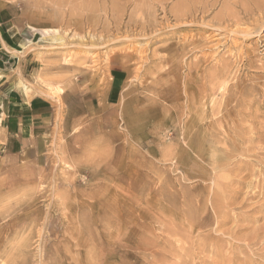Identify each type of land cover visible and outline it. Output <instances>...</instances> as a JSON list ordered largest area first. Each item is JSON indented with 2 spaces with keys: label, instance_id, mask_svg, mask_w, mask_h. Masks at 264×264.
I'll list each match as a JSON object with an SVG mask.
<instances>
[{
  "label": "rangeland",
  "instance_id": "1",
  "mask_svg": "<svg viewBox=\"0 0 264 264\" xmlns=\"http://www.w3.org/2000/svg\"><path fill=\"white\" fill-rule=\"evenodd\" d=\"M0 47V264H264V0H0Z\"/></svg>",
  "mask_w": 264,
  "mask_h": 264
},
{
  "label": "bare ground",
  "instance_id": "2",
  "mask_svg": "<svg viewBox=\"0 0 264 264\" xmlns=\"http://www.w3.org/2000/svg\"><path fill=\"white\" fill-rule=\"evenodd\" d=\"M206 3H207V2H206ZM223 5H224V4H223ZM230 6H231V4H230ZM207 7H208V6H207ZM194 8H195V7H193V9H194ZM226 8H227V7H226ZM243 8H244V7H243ZM199 9H201V8H199ZM241 9H242V8H241ZM245 9H246V8H245ZM190 10H191V9H190ZM194 10H195V9H194ZM194 10H191L190 12H192V11H194ZM206 10H207V9H206ZM223 10H224V9H223ZM223 10H221V11H223ZM242 10L244 11V9H242ZM199 11H201V10H199ZM199 11H198V12H199ZM224 11H225V10H224ZM245 11H246V10H245ZM248 11H249V10H248ZM248 11H247V12H248ZM195 12H196V11H195ZM204 12H206V11H204ZM247 12H246V14H247ZM192 13H193V12H192ZM201 13H202V12H201ZM219 13H220V12H219ZM224 13H225V12H224ZM242 13H243V12H242ZM251 13H252V12H251ZM251 13H249V15H251ZM190 14H191V13H190ZM194 14H195V13H194ZM244 14H245V12H244ZM244 14H243V15H244ZM222 15H223V14H222ZM229 15H231V14H229ZM241 15H242V14H241ZM184 16H185V15H184ZM224 16H225V15H224ZM224 16H223V17H224ZM233 16H234V14L232 15V17H233ZM235 16H237L236 13H235ZM247 16H248V14H247ZM247 16H246V17H247ZM193 17H194V15H193ZM227 17L229 18L228 15H227ZM230 17H231V16H230ZM242 17H243V16H242ZM194 18H195V17H194ZM201 18H202V17H201ZM216 18H217V17H216ZM219 18H220V17H219ZM219 18H218V19H219ZM228 18H227V19H228ZM237 18H238V17H237ZM250 18H251V17H250ZM213 19H214V21H213V20H212V21L215 22V18H213ZM225 19H226V18H225ZM225 19L223 18V20H225ZM247 19H248V18H247ZM195 20H196V19H195ZM230 20H233V21H234V18H233V19L230 18ZM241 20H242V18H241ZM244 20H245V19H244ZM244 20H243V21H244ZM249 20H251V19H249ZM221 21H222V20H221ZM246 21H247V20H246ZM225 22H226V21H225ZM231 22H232V21H231ZM235 22H236V21H235ZM235 22H234V23H235ZM190 23H191V21H190ZM223 23H224V21H223ZM223 23H222V24H223ZM226 23L229 24L228 20H227ZM232 23H233V22H232ZM241 23H242V21H241ZM213 24H214V23H213ZM219 24H220V23H219ZM219 24H218V25H219ZM224 24H225V23H224ZM224 24H223V26H224ZM230 24H231V23H230ZM247 24H248V23H247ZM233 25H236V24H233ZM238 25H239V23H238ZM240 26H241V25H240ZM242 26H243V25H242ZM244 26H245V25H244ZM252 26H253V24H252ZM219 27L221 28V26H219ZM225 27H226V26H225ZM234 27H235V26H234ZM236 27H237V26H236ZM246 27H247V26H246ZM248 27H249V26H248ZM238 28H240V27H238ZM238 28H237V29H238ZM252 28H253V27H252ZM218 29H219V28H218ZM237 29H236V30H237ZM250 29H251V28H250ZM258 29H259V28L257 27V30H258ZM219 30H220V29H219ZM234 30H235V28H234ZM236 30H235V32H236ZM238 31H239V30H238ZM251 31H252V33H253V30H251ZM47 32H48V31H47ZM53 32H54V31H53ZM201 32H202V31H201ZM254 32H255V31H254ZM233 33H234V32H233ZM238 33H240V34L243 35V36H246V38H247V36L250 35L248 29L240 30ZM44 34H45V32H44ZM209 34H210V33H209ZM200 35H201V33H200ZM207 35H208V34H207ZM212 35H213V34H212ZM214 35H215V34H214ZM238 35H239V34H238ZM241 35H239V36L241 37ZM217 36H218V34H217ZM236 36H237V34H236ZM239 36H238V37H239ZM244 38H245V37H244ZM244 38H242V39H244ZM208 39H209V38H208ZM210 39H211V38H210ZM210 39H209V40H210ZM212 39H214V38H212ZM25 43H26V42H25ZM218 43H220V42H218ZM242 43H243V42H242ZM193 44H194V43H193ZM231 44H232V43H231ZM216 45H217V43H216ZM239 45H242V44H239ZM232 46H234V45L232 44ZM18 47H19V49L21 50V49H24V47H26V46H25V45H20V46H18ZM195 47H196V46H195ZM216 47H217V46H216ZM197 48H198V47H197ZM201 48H202V47H201ZM201 48H199V49H201ZM240 49H241V48H240ZM25 50H26V49H25ZM194 50H195V49H194ZM212 50H213V49H212ZM23 51H24V50H23ZM188 51H189V49H188ZM207 51H208V50H207ZM209 51H211V50H209ZM213 51H214V50H213ZM213 51H212V53H213ZM236 51H237V50H236ZM240 51H241V50H240ZM16 52H17V51H16ZM17 53H18V52H17ZM231 53H232V52H231ZM202 54H203V53H202ZM235 54H238V53L236 52ZM205 55H206V54H205ZM207 55H208V54H207ZM199 57H201V56H199ZM208 57H209V56H208ZM197 58H198V57H197ZM201 58H202V57H201ZM204 58H205V57H204ZM206 58H207V57H206ZM241 60H242V59H241ZM194 61H195V60H193V62H194ZM204 61H205V60H204ZM206 61H207V60H206ZM195 62H196V61H195ZM191 63H192V62H191ZM244 63H245V62H244ZM195 65H196V64L194 63V66H195ZM226 65H227V64H226ZM194 66L191 65V67H194ZM197 66H198V65H197ZM222 66H223V65H222ZM231 66H232V65H231ZM191 67H190V68H191ZM215 67H216V66H215ZM218 68H219V67H218ZM224 68H225V67H224ZM259 68H260V66H259ZM214 69H215V68H214ZM220 69H221V68H220ZM261 69H262V68H261ZM204 70H205V69H204ZM217 70H218V69H217ZM226 70H228V69H226ZM191 71H192V70H191ZM213 71H215V70H213ZM213 71H212V72H213ZM229 71H230V70H229ZM205 72H206V71H205ZM212 72H210V74H211L210 76H211L212 79H213V76H214L215 73L213 72V73H214V74H213ZM227 72H228V71H227ZM227 72L225 73L226 76H225L224 78H222V79H226V80H227V78H226V77H227ZM236 72H237V71H236ZM216 73H217V72H216ZM222 73H223V72H222ZM188 74H189V73H188ZM206 74H209V73H206ZM223 74H224V73H223ZM201 75H203V74H201ZM218 76H220V75H218ZM218 76H217V77H218ZM202 77H203V76H202ZM228 77H230V76H228ZM204 78H205V77H204ZM204 78H201V79L203 80ZM231 78H232V77H231ZM212 79H211V80H212ZM214 79H215V78H214ZM216 80H217V78H216ZM205 81H206V80H205ZM200 82H201V81H200ZM209 82H210V81H209ZM220 82H221V80H220ZM220 82H219V83H220ZM224 82H225V80H224ZM22 83H23V82H22ZM201 83H202V82H201ZM226 83H227V81H226ZM209 84H210V83H209ZM222 84H223V83H222ZM202 85H203V84H202ZM205 85H206V84H205ZM206 87H207V85H206ZM233 87H235V86H233ZM28 88H29V87H28ZM202 88H203V87H202ZM202 88H201V89H202ZM207 88H209V87H207ZM26 89H27V88H26ZM196 89H197V88H196ZM205 89H206V88H205ZM209 89H210V88H209ZM209 89H208V90H209ZM224 90H225V92H227L226 89H223V91H224ZM227 90H228V89H227ZM235 90H236V89H235ZM233 91H234V90H233ZM236 92H237V91H236ZM244 92H245V91H244ZM244 92H243V93H244ZM202 93H203V92H202ZM243 93H242V96H241V97L244 96ZM26 94H27V93H26ZM235 95H236V94H235ZM245 95H246V94H245ZM232 96H233V95H232ZM257 96H258V95H257ZM236 97H237V95H236ZM239 97H240V96H239ZM239 97H238V98H239ZM244 97H245V96H244ZM224 98H226V97H224ZM241 99H242V98H241ZM245 99H246V98H245ZM237 100H238V99H237ZM237 100H236V102H237ZM242 100H243V99H242ZM224 101H225V100H224ZM249 101L251 102V100H249ZM222 102H223V100H222ZM234 102H235V101H234ZM237 103H238V102H237ZM237 103H236V104H237ZM248 103H249V102H248ZM240 104H241V103H240ZM245 104H246V103H245ZM222 105H224V102H223ZM222 105H221V106H222ZM247 105H248V104H247ZM192 106H193V105H192ZM239 106H240V105H239ZM239 106H238V107H239ZM246 107H247V106H246ZM194 108H195V107H194ZM223 108H225V107H223ZM233 108H234V107H233ZM236 108H237V107H236ZM195 109H197V108H195ZM246 109H248V107H247ZM233 110H235V108H234ZM240 110H241V109H240ZM244 110H245V109H244ZM238 111H239V109H238ZM238 111H236V112H238ZM200 112H201V111H200ZM220 112H221V111H220ZM224 112H225V111H224ZM247 113H248V112H247ZM220 114H221V113H220ZM225 114H226V113H225ZM226 115H227V114H226ZM233 115H234V114H233ZM245 115H246V114H245ZM248 115H250V114H248ZM251 115H255V114H251ZM227 117H228V116H227ZM250 117H251V116H250ZM250 117H249V118H250ZM228 118H229V117H228ZM215 119H216V118H215ZM229 119H230V118H229ZM229 119H228V120H229ZM233 119H234V117L232 118V120H233ZM235 119H236V118H235ZM235 119H234V120H235ZM247 119H248V117H247ZM212 120H213V119H212ZM220 122H221V121H220ZM225 122H226V121H225ZM212 124H213V123H212ZM211 128H212V127H211ZM227 128L229 129V127H227ZM231 129H232V128H231ZM233 130H234V129H233ZM233 130H231V131H233ZM229 132H230V130H229ZM229 132H228V133H229ZM220 165H221V164H220ZM224 167H226V166H224ZM219 170H220V169H219ZM215 197H216V195H215ZM217 199L219 200L220 197H218ZM217 199L215 198V201H216ZM221 199H222V198H221ZM219 201L221 202V200H219ZM220 202H218V203H220ZM215 204H216V203H215ZM216 205H217V204H216ZM219 217H220V216H219ZM219 224H220V223H219ZM226 264H228V262H227Z\"/></svg>",
  "mask_w": 264,
  "mask_h": 264
},
{
  "label": "crops",
  "instance_id": "3",
  "mask_svg": "<svg viewBox=\"0 0 264 264\" xmlns=\"http://www.w3.org/2000/svg\"><path fill=\"white\" fill-rule=\"evenodd\" d=\"M43 104H45V101L40 96H35L30 98L25 104L22 105L18 119L25 120L30 118L31 119L37 118L36 116L38 112H40L41 115H43L45 111Z\"/></svg>",
  "mask_w": 264,
  "mask_h": 264
}]
</instances>
